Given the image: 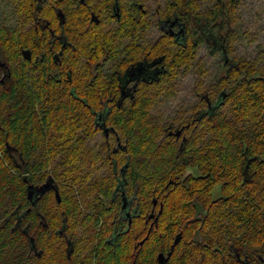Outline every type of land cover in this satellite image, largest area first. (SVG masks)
I'll return each instance as SVG.
<instances>
[{
	"label": "trees",
	"instance_id": "obj_1",
	"mask_svg": "<svg viewBox=\"0 0 264 264\" xmlns=\"http://www.w3.org/2000/svg\"><path fill=\"white\" fill-rule=\"evenodd\" d=\"M138 1L123 11L116 33L82 34L68 16L75 48L54 62L41 34L30 40L20 33L31 22L26 8L0 0V264H67L84 255L86 264H124L120 238L116 247L104 245L103 258V243L90 252L85 243L103 241L109 199L129 181L141 210L131 224V263L157 264L156 253L178 232V259L168 264H208L214 248L264 254V45L253 44L240 20L244 0H164L163 16L185 24L177 42L168 33L147 38ZM244 39L251 56L235 52ZM116 40L131 41L117 47ZM28 44L32 60L21 56ZM41 50L42 61L35 57ZM154 58L161 60L151 64L156 72L131 78L125 96L115 70L131 61L139 73L141 61ZM185 80L191 99L167 111ZM104 103L112 106L105 110L111 137L96 125ZM177 130L182 137L170 133ZM49 177L55 187L34 202L29 186ZM152 199L163 202V212L139 245ZM198 247L210 248L200 263ZM180 248L194 252L181 255Z\"/></svg>",
	"mask_w": 264,
	"mask_h": 264
},
{
	"label": "flooded vegetation",
	"instance_id": "obj_2",
	"mask_svg": "<svg viewBox=\"0 0 264 264\" xmlns=\"http://www.w3.org/2000/svg\"><path fill=\"white\" fill-rule=\"evenodd\" d=\"M11 1L17 8L25 9L28 12V15L31 16V22L27 26L29 29L26 30L22 29L20 33H28L24 34L27 38L33 39L35 34H41L42 37L45 39L44 44H49L51 47L52 52V59L54 62H61V60H67L66 56H68L69 51L74 50L75 45L69 39V34L72 33V29L67 22L68 16H75V22L77 23L75 29H80L82 34L85 32H93V30L106 33L110 30H113L116 33L117 30L120 28L119 20L123 11L126 13L131 12V0H8ZM164 1V0H163ZM134 5H137V8L140 10L143 18L146 22H148V30L147 33L152 32L155 29L158 32V36L166 35L168 33L170 36H174L173 40H178L177 36H179V32L182 33L185 29V24L179 17L169 18L163 16V12H165V2H158L156 7L154 8L153 14L151 13L150 8L147 6V0H142L138 2H132ZM22 14L25 15V12L22 11ZM72 14V15H70ZM71 18V17H70ZM78 28V29H77ZM29 30V31H28ZM197 37H199L198 31L196 32ZM149 35V34H148ZM156 38V39H157ZM131 39V36H130ZM152 40V39H151ZM155 40V39H154ZM124 41H131V40H116L114 41L115 46H120L121 43ZM177 42V41H176ZM213 44L217 43L216 40H213ZM57 44H59V49L53 48ZM21 46V45H20ZM58 46V45H57ZM25 51H28V57H25ZM45 51V50H44ZM44 51L41 50L39 55H36V59L44 60ZM33 52L30 44L26 47L22 46L21 49V56L23 59L32 60ZM107 58V55L104 59ZM160 58H154L152 61H148L147 59L142 60L141 62H146L143 66L142 71L138 69L139 73L131 72V68L134 67V64L129 62L128 66H126L125 71L122 73L119 70H115L118 73L117 78L120 79L122 76V80H119V89L121 92L125 94V96H130L131 98V87L134 86L135 83H131V78H134L135 75L139 76L142 74H152L156 72L158 69L157 66L151 65L153 61H159ZM67 62V61H66ZM101 62V61H100ZM153 62V63H155ZM95 69V66H93ZM69 71V70H68ZM67 71V72H68ZM4 75V74H3ZM133 76V77H132ZM2 82L3 78L0 80ZM127 99H124V101ZM123 101V102H124ZM122 102V103H123ZM122 103H118L121 105ZM109 107H112L108 103H104V105L99 108V112L97 113L98 118L96 119V125L100 128L101 133L105 134L106 137H111V132H115L114 128L108 124L106 115L108 112L105 113ZM175 132L170 131L171 134H175L177 138L182 137V134L177 135ZM182 133V131H181ZM97 137H101L98 135ZM117 138V147L121 146V142L119 141V136ZM116 147V146H115ZM116 147V149H117ZM115 149V150H116ZM118 165V164H117ZM117 179L120 181L121 174H117ZM127 183V182H126ZM42 185H37V188L43 187V185H47L49 188H54L55 184L52 178H48L45 182L40 183ZM120 190V191H119ZM117 193L114 195V198L109 199V206L111 213L108 218L110 229L106 232L104 231V236L102 237L103 241H91L87 242L86 244V251L90 252L95 247L99 246L101 248V257H106L109 255L107 248L104 246L105 244H110L113 247L117 246V241L119 238L121 239V244H124L126 247V251L121 253L122 260L124 264H134V260L131 263V256H134V251L136 246L133 247V251L131 252V224L134 218L139 217L141 210L137 206H133V201L131 200V181L128 182L127 191L124 190L123 185H120L116 189ZM118 191L120 192V198L118 197ZM150 210L143 215L144 223L147 227V235L140 240L138 243L139 245H143L145 240L148 239V234L154 227H157L159 216L163 212L164 204L157 199H152L151 201ZM115 205V207H114ZM98 232H102L100 228ZM97 232V233H98ZM182 239L181 232H178L175 235V238L170 245L169 249L166 251L160 250L156 253V261L157 264H168L171 260L178 259L179 249L177 248L176 244L180 242ZM143 242V243H142ZM68 244V258H70V254L72 252V241L71 239H67ZM205 249L210 248H202L198 247L197 251H200L199 261L195 254L189 257L192 261H200L202 262L206 258L204 257L203 251ZM180 251H183L181 255H183L186 251L193 253L194 250L190 248H180ZM213 251L208 256V264H229L230 260H235V264H264V254L262 252H256L254 256L248 254L246 252H240L239 249L236 247H227V248H214ZM86 252V253H87ZM85 253V254H86ZM86 257L85 255L83 256ZM84 258L80 260L71 261L67 264H86ZM180 259V258H179ZM99 259L97 258V262ZM102 261V260H101ZM221 261V262H220ZM223 262V263H222ZM197 263V262H196ZM195 264V263H193Z\"/></svg>",
	"mask_w": 264,
	"mask_h": 264
},
{
	"label": "rangeland",
	"instance_id": "obj_3",
	"mask_svg": "<svg viewBox=\"0 0 264 264\" xmlns=\"http://www.w3.org/2000/svg\"><path fill=\"white\" fill-rule=\"evenodd\" d=\"M158 2H164L163 0H147V6L150 8L152 15L154 8L158 4ZM244 5L240 7L239 9V15H240V20L243 22V24L246 26L248 30V35L249 39H254L255 38V43H261L264 45V0H256L251 3L250 0H244ZM147 38L148 39H156L158 36V32L153 29L152 26V32H148ZM202 52V51H201ZM236 54L239 56H251L252 52V42L249 43L247 40H243L241 44H239L236 47ZM204 55V52L202 53ZM262 58L264 59V52L261 54ZM262 61V60H261ZM190 79V77H189ZM186 82V83H185ZM190 84L188 81H184L182 86L180 87L181 89L179 90L180 92L179 95H177L176 98L170 100V105L164 106V108L167 111L172 112L174 107H177L180 103V99L183 96H186L188 99L190 98ZM191 170H188V172Z\"/></svg>",
	"mask_w": 264,
	"mask_h": 264
},
{
	"label": "water",
	"instance_id": "obj_4",
	"mask_svg": "<svg viewBox=\"0 0 264 264\" xmlns=\"http://www.w3.org/2000/svg\"><path fill=\"white\" fill-rule=\"evenodd\" d=\"M28 51H25V57H28ZM177 135H180L181 134V130H177ZM48 189V186L47 185H43V187H40V188H37V187H34L33 185H30L29 186V196L31 198H33V201L35 202V200L37 199V196L39 193H44L46 190ZM56 196H57V199L58 201L60 202V195H59V192L56 190ZM143 243V242H142Z\"/></svg>",
	"mask_w": 264,
	"mask_h": 264
}]
</instances>
